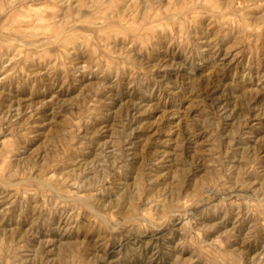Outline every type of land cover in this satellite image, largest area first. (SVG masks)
<instances>
[{
	"label": "rangeland",
	"instance_id": "374dc122",
	"mask_svg": "<svg viewBox=\"0 0 264 264\" xmlns=\"http://www.w3.org/2000/svg\"><path fill=\"white\" fill-rule=\"evenodd\" d=\"M0 264H264V0H0Z\"/></svg>",
	"mask_w": 264,
	"mask_h": 264
},
{
	"label": "bare ground",
	"instance_id": "6f19581e",
	"mask_svg": "<svg viewBox=\"0 0 264 264\" xmlns=\"http://www.w3.org/2000/svg\"><path fill=\"white\" fill-rule=\"evenodd\" d=\"M8 41V40H7Z\"/></svg>",
	"mask_w": 264,
	"mask_h": 264
}]
</instances>
